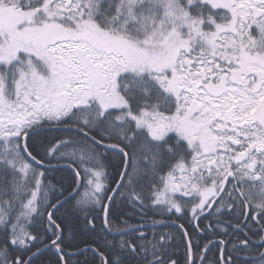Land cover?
<instances>
[{
  "label": "snow or ice",
  "instance_id": "6c2138e0",
  "mask_svg": "<svg viewBox=\"0 0 264 264\" xmlns=\"http://www.w3.org/2000/svg\"><path fill=\"white\" fill-rule=\"evenodd\" d=\"M0 264H264V0H0Z\"/></svg>",
  "mask_w": 264,
  "mask_h": 264
},
{
  "label": "trees",
  "instance_id": "16d2710c",
  "mask_svg": "<svg viewBox=\"0 0 264 264\" xmlns=\"http://www.w3.org/2000/svg\"><path fill=\"white\" fill-rule=\"evenodd\" d=\"M118 208L126 213L127 215L124 218H128L129 216L131 217H136L130 220V223H138L140 222L138 220V216L139 214L137 212H135L131 207H126L124 205H118ZM130 212V215H128ZM131 213L133 215H131ZM153 219L156 220H165L167 222H169V224H171L172 226L169 227H162V226H157L155 229H151V228H145L143 229L146 232H151V231H155L156 233H171L174 234L176 236V240L174 241L173 244V250L176 252V257L177 259H182L184 254H185V247H184V243L181 241L180 239V233H179V229H177L174 224H172L173 221L181 223V224H185V227H189L188 224L185 223V220L180 219L177 221L176 217H160V216H156L154 215L152 212H148L147 213V220L144 221L146 223H151V221ZM99 221H97V226L99 227ZM201 226L203 227V224H201ZM189 230L191 231V228H189ZM96 234H91L88 232L87 229H83L80 228L78 226H74L71 233L68 234V238L70 240H72L74 243H79L80 241H84V240H90L92 238H95ZM108 239H113L114 237L112 235H109L107 237ZM214 237H212V235L209 233L207 234L205 241L207 239H213ZM228 237H224V239H227ZM115 239H119L118 236L115 237ZM218 249L217 248H212L211 252L209 253L210 255H215L217 253ZM42 260H52L53 262L55 261V256L51 253V252H46L45 256L41 258ZM82 259V258H81Z\"/></svg>",
  "mask_w": 264,
  "mask_h": 264
},
{
  "label": "flooded vegetation",
  "instance_id": "af4514ba",
  "mask_svg": "<svg viewBox=\"0 0 264 264\" xmlns=\"http://www.w3.org/2000/svg\"><path fill=\"white\" fill-rule=\"evenodd\" d=\"M208 219L210 220V219H212V218L210 217V218H208ZM207 222H208V220H202V221H201V224L204 225V224L207 223ZM227 239H228V238H227Z\"/></svg>",
  "mask_w": 264,
  "mask_h": 264
},
{
  "label": "bare ground",
  "instance_id": "6f19581e",
  "mask_svg": "<svg viewBox=\"0 0 264 264\" xmlns=\"http://www.w3.org/2000/svg\"><path fill=\"white\" fill-rule=\"evenodd\" d=\"M128 215H130V212H129V214ZM131 215H133L132 213H131ZM134 217V216H133Z\"/></svg>",
  "mask_w": 264,
  "mask_h": 264
},
{
  "label": "water",
  "instance_id": "95a60500",
  "mask_svg": "<svg viewBox=\"0 0 264 264\" xmlns=\"http://www.w3.org/2000/svg\"><path fill=\"white\" fill-rule=\"evenodd\" d=\"M157 226H160V225H157Z\"/></svg>",
  "mask_w": 264,
  "mask_h": 264
}]
</instances>
